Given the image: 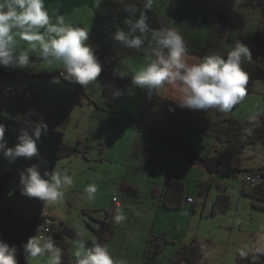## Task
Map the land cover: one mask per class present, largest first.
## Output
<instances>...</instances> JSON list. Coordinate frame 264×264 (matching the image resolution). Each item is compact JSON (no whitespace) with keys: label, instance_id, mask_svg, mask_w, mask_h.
I'll list each match as a JSON object with an SVG mask.
<instances>
[{"label":"crops","instance_id":"1","mask_svg":"<svg viewBox=\"0 0 264 264\" xmlns=\"http://www.w3.org/2000/svg\"><path fill=\"white\" fill-rule=\"evenodd\" d=\"M98 1L0 0V68L10 72L0 80V85L3 88V85H6L11 78L16 79V82L12 83L10 91L7 92L0 116L10 121L28 124V126L33 125L58 131L63 134L65 143L73 145L75 141H80L78 145L83 144L82 148H87V143L90 142L89 136L93 130L99 127L96 124L102 123L104 126L110 122L103 98L98 102L99 107L91 104L88 100H85L81 106H73L74 82L78 77V70L75 67H70V64L72 61L82 58L85 52ZM168 1L169 7L167 6ZM214 2L215 0H147L151 10L166 19L175 37L195 43H204L208 39L210 24L206 20H202L205 19L202 17L207 14V10L214 5ZM253 5L251 0L238 1L232 15V33L221 46L225 55L240 60H252L255 34L263 16L261 7ZM20 16L23 17L22 21H18ZM248 17L255 19H251L254 21L252 23L254 25L251 24ZM255 25L257 27L252 30ZM246 28H248L247 32ZM236 29L238 33H234ZM241 32H246V36ZM248 33L250 36H247ZM238 51H241L242 54ZM136 58L144 60L142 63L145 68L143 82L137 85L141 83V79L135 82L134 75L128 72L132 76L128 93L131 90L135 94L129 98H127L128 96L124 97L120 105L126 98L127 102L138 107L139 112L134 114L118 112L114 121L110 122L112 128L108 132L111 135L108 144L114 143L113 136L114 140H118L117 156L114 160L108 153L109 150L106 149L105 161L111 163L110 168L101 175L95 174V181L90 178L85 179L83 175L79 177L80 192L86 195L92 192L96 193L91 205L93 206L91 210L96 212L97 217L95 218H105V211L114 212L115 218H118L119 222L117 227L123 226L121 229L115 230V235L102 248L97 264H123L129 249L132 250L131 244L135 243V240L148 244L152 236H157L162 239L163 245V241L170 242L169 235L179 228V224L174 221L170 226H167L164 224L165 215L166 218L169 215L173 217V214L177 216L174 212L184 209L187 204H190L191 209L196 213L203 196L205 198L202 208L207 205L213 187H215L214 197L215 192V196L219 193H226L228 187L233 183V180L221 181L216 178L217 175L207 170L205 162L170 149L161 138L162 136L167 139H178L186 146L191 147L193 151L209 158L220 156L223 146H225L222 141L193 132L191 117L179 118L166 110L164 106L165 101L170 99V88L175 89L172 87L174 85L172 70L176 63L195 64L202 69L204 60L210 63L217 60L202 58L195 54L167 56L144 54ZM132 64L133 61L128 63L130 67ZM207 69L209 72H219L213 65ZM68 71L73 74L71 79L60 76L62 72ZM237 75L238 70H235L229 72L226 77L235 79ZM128 93L126 94L128 95ZM175 93L177 95L173 94L172 97L179 102H186L194 112L212 120L235 117L232 111L237 107L242 97H247L251 107L255 100L252 96L255 93L252 92L242 95L234 105L211 106L216 109L214 115L212 114L213 108L204 107L203 103L199 102L190 92L176 89ZM258 94L264 97V93ZM79 107L84 113L82 119L74 117V112ZM88 107L93 108L89 113L86 110ZM259 111L263 112L262 106H259ZM76 120L82 126L81 136L78 137L70 135L71 132H75L76 125H72ZM16 129L22 131L23 127H19L13 122H7L0 127V193L4 185L3 178H6V182L8 179L10 162L17 161L19 163L22 161L24 163V155L27 152L24 145L27 140L20 134H17L20 135L17 138L14 134ZM27 129L28 127H25L23 132ZM123 144H126V147ZM12 147L15 149L14 151H12ZM102 149L105 150L104 147ZM21 153L23 154L22 159L20 158ZM242 157L246 169H250L249 171L252 172L257 171L264 166V145L246 147ZM67 159H71L70 161L74 165L79 160L91 163L90 160L84 159L82 152ZM75 159L76 161H74ZM96 160L99 161V158ZM59 161L55 163L51 184L58 170ZM98 161L97 163L95 161V164H90L89 169L98 170L99 165L101 167L105 165L102 161L101 163ZM67 174L68 177H71L70 172ZM242 176L243 174L237 179L243 184ZM170 178H176L185 183L186 196L189 195L192 198L196 196L192 204L185 198L184 205L178 210L164 207L163 193L166 182ZM74 185V189L78 187L76 180ZM126 186L137 189L139 196H131L125 191ZM216 187L219 188V191ZM116 188L123 191L122 195L121 193L118 195L120 206L117 209L113 204V191ZM243 188L244 184L242 188H238L236 194L239 198H248L242 194ZM194 192L196 194L192 195ZM105 195L107 196L106 203H104ZM213 197L212 204L215 202V197L214 199ZM103 211L104 213H102ZM258 211L264 212L252 208L253 213L250 212V216L253 217L254 213ZM115 218L114 223L116 222ZM252 233L258 237L254 240V250H251L250 253L264 251V227L261 230L254 228ZM175 244L179 249L182 245L188 244V241L183 238L180 243ZM176 251L177 249L174 250L172 256ZM85 260L90 261L89 259Z\"/></svg>","mask_w":264,"mask_h":264},{"label":"trees","instance_id":"2","mask_svg":"<svg viewBox=\"0 0 264 264\" xmlns=\"http://www.w3.org/2000/svg\"><path fill=\"white\" fill-rule=\"evenodd\" d=\"M236 2L237 0H216L206 16L210 21L208 39L204 43H195L176 38L166 19L153 12L147 0H99L85 52L82 58L70 64V67L78 70V77L74 82L73 106H81L88 100L99 107L86 93L87 82L96 75L101 82L105 110L112 123L118 113L117 105L132 83L131 75L120 74L116 68L122 60L144 54H195L210 60H224L225 63L235 66L238 75L235 79H229L216 71H208L202 75L201 67L195 64L174 65L172 87L182 92H190L199 102L209 106L233 104L242 95L252 93L256 83L264 80L261 59L264 54V27L257 30L253 43L254 61L225 55L221 46L226 40ZM254 2L264 9V0ZM9 74L10 72L0 68V80ZM6 95L0 85V110ZM164 106L179 118L191 117L193 132L222 141L225 146L220 156L209 158L193 151L178 139L161 136L167 147L205 162L207 170L219 177L237 179L248 172L250 169H246L243 164L244 149L248 146L264 145V113L244 122L231 116L212 120L197 114L186 102H179L177 99H167ZM7 122L18 124L23 130L28 127L25 132L17 129L14 132L17 138L20 135L26 138L24 145L27 152L24 155V163L21 160L19 163L10 162L7 182L6 178H3L4 185L0 193V264H28L36 244L37 227L46 219L44 205L55 163L62 158L77 155L79 150L65 144L63 134L58 131L28 126L0 116V127ZM14 150L12 147V151ZM101 153L104 154L103 149ZM20 158H23L22 153ZM257 172L263 176L262 180L253 188L245 186L241 192L251 199L252 208L264 211V166ZM185 190L184 182L176 178L168 179L163 193L164 207L170 210L180 209L185 202ZM125 191L131 196H139V191L131 186H126ZM230 199L228 195L218 194L212 205V214L226 213ZM105 214L103 219L95 218L98 227L94 229L93 237L89 241L68 230L74 240L85 246L91 261H73L69 243L58 240L57 247L60 252L54 254L57 260L55 264H97L102 248L116 233L114 213L105 211ZM161 241L160 237L152 236L145 255H160L164 249ZM201 256V247L193 240L177 249L169 264H198ZM236 264H264V251L240 253Z\"/></svg>","mask_w":264,"mask_h":264},{"label":"rangeland","instance_id":"3","mask_svg":"<svg viewBox=\"0 0 264 264\" xmlns=\"http://www.w3.org/2000/svg\"><path fill=\"white\" fill-rule=\"evenodd\" d=\"M238 1L239 0H237L236 2L234 11L236 9ZM251 3L252 5L254 4L253 6L255 7H261V9L263 10L262 12L263 16L261 18V23L258 27V28H263L264 27V9L262 6L257 5L254 2V0H251ZM167 6L168 7L170 6L169 1L167 3ZM209 10H207V12ZM234 11H232V15ZM20 13H23V12H20ZM232 15H231V23L228 28V34L226 38H228L232 33V30H231V26L233 24ZM206 16L207 14L202 17L205 19H202L201 17L200 19L206 20L210 24V21L206 18ZM22 19L23 17L20 16V20L18 21H22ZM248 19L250 18L248 17ZM251 19L255 20L254 18H251ZM251 19L250 21L252 24L254 21H252ZM196 24H200V23L196 22ZM256 27L257 26L255 25V27H253L252 30H255ZM247 30L248 28H246V32ZM246 32H241V34L246 36ZM234 33H238L237 29L236 31H234ZM247 36H250V34L248 33ZM238 52L240 53L241 51H238ZM235 59H238V58H235ZM261 59H263L262 65L264 66V54L262 55ZM132 61H133V64H132V67H130L128 63H131ZM204 61L205 62L202 64L201 74H205L206 72H208L207 68L212 67V65L219 71V73L224 75V77H226V75L229 72L238 70L232 64L224 63L225 62L224 60L222 61L217 60L212 63L207 62V60H204ZM252 61L254 60L252 59ZM143 62L144 60L142 58H135V57L131 59L127 58L119 62L116 69L119 71L120 74L131 73L132 75H134L136 79L135 82L141 79L140 80L141 83L137 84L139 85V84H142L143 78L145 76V73H144L145 68L142 65ZM13 82H16V79L11 78V80H9V82L6 85H3L2 89L6 88L7 85L12 86ZM100 83L101 82L99 78L96 75H93L86 85V93H87L88 98L93 101L95 100L97 103L101 101L103 98ZM175 92H176V87L174 90L170 88V98L175 99L174 97H172L173 94L177 95L178 92L177 93ZM253 92L255 94H253L252 96H254L255 100L253 102L252 107L250 106V104H248L247 97H242L241 101L238 102L237 107L234 109V111H232V113L235 114V117L234 116L233 117L238 119V121L244 122V121L250 120L252 117L254 118L258 114L264 113V97L258 94V93H264V80H260L256 83ZM5 93L7 92L5 91ZM134 94L135 93L130 90L128 95L125 94L124 97L128 96L127 98H129L130 96H133ZM124 100L125 101L122 103V105L120 104L117 105V110L118 112H120V114H134V113L139 112L137 106H134V104H130L129 102H127L126 98ZM202 105L204 107L213 108L209 106V104H206V103H203ZM231 105H234V103ZM259 106L260 107L262 106L263 112L259 111ZM86 110L88 111L87 113H89L91 112V110H93V108L88 107ZM80 111H82L81 108L80 107L77 108V110H75L74 112V117L76 116L78 117V119H82L84 117L83 115L84 113L83 111L80 113ZM215 111L216 109L213 108L212 114L215 115ZM204 112L208 114L206 111ZM74 125H76L74 127L75 132H71L70 135H74L76 137H78L79 135L81 136V127H82L81 124L79 123V121L76 120V122H74L72 126ZM96 125H98L99 127L98 129L93 130V133L89 136L90 142L87 143L88 145L87 148H82L83 144L78 145L80 141H75L73 145H71V143L67 144L64 142L67 145L73 146V148H76L77 150H79V152L84 153V159L86 161L90 160L91 163L82 162L81 160H79V162H77L76 165H74L72 161H70L71 159H67L68 157L60 159L58 170L56 171L54 175L52 184L48 191V199L45 202V206H44V215L46 218L53 219L55 229L51 234L46 235L43 240L37 237L36 244L33 247L32 256L28 264H55L57 260H55L54 254L60 252V249L57 247L58 240L69 243V246H70L69 252L71 254L73 261H84L86 263L91 261L90 253L84 248L85 246L81 244L80 242L74 240L71 237V235L68 233L69 232L68 230L73 231V233H76L81 239L85 241H89L93 237L94 229L98 227V223L95 220V217H97L96 212L91 210L93 209V206H91L94 200L93 197H94V194L96 193L92 192L91 194L86 195L80 192L81 190H80L79 177L83 175L85 179L90 178L94 180L95 174L101 175V173H103L105 170L110 168L111 163L109 161L108 162L105 161V158L107 156L106 149L109 150L108 153L110 154L113 160L117 156L118 140H114V136H113L114 143L110 145L108 144L109 137L111 138V135H109L108 132L110 128H112L111 127L112 124L109 122L106 125L104 124V126L102 125V123L100 124L98 123ZM123 145L124 147H126V144H123ZM103 147L105 148V150L103 151L104 154L102 155L101 149ZM98 158H99V161L96 160ZM100 158H102L103 160H100ZM74 161H76V159ZM95 161L96 163L97 161L100 163L102 161L105 165L103 167L99 165L98 170L89 169V165L95 164ZM67 172H70L71 177L67 176L68 175ZM249 172L252 174L259 173L257 171H254V172L249 171ZM249 172H245L243 176H245V174ZM243 176L241 177V179L244 184V187L250 186L251 188L255 187L262 180V177H263L261 175L262 176L261 180L258 183L251 185L243 181ZM216 178L221 179V181L233 180L232 185L228 187V191L224 193L225 195H228L231 198L230 206L228 207V212L223 213V214L219 213L216 215L212 214L211 210H212L213 204H212L211 199L215 191V187H213V190L210 191V197L207 202V205H205L204 208H202V205L204 204L203 200L205 198V196H203V200L200 202V205L195 211L196 213H194V210L191 209V205L186 203L187 206L184 209L178 212L176 211L174 212L177 214V216L173 214V217L169 215L166 218V215H165L164 224H166L167 226H170L175 221L179 224V228L176 231H173V233H170L169 235L170 236L169 240H171L170 242L163 241L164 249L160 255H152V256L147 257L145 255V250L147 249L148 244L140 243L137 240H135V243L131 244L132 250L129 249V253L127 254V258L125 259V262L123 264H169V258L172 256L174 250L178 249L177 244L175 243H180L181 239L183 238H185L188 241V243H191L192 240H195V239L199 243L201 247L202 256L199 259L198 264H236L237 256L240 253L250 252L251 250H254L253 243L255 242L254 240L257 239L258 236L253 234L252 231L254 228H260V230L263 229L264 212L258 211L254 213L253 217L250 216V212L253 213L252 208H251L252 206L251 200L246 197L239 198L238 194H236V191L238 190V188L243 187V184L241 183V181L235 178L233 179L222 178L218 176H216ZM75 180L78 183V187L74 189ZM218 187L220 188V186ZM218 187L216 188L219 191ZM117 192L121 193V195L123 194V191L120 190L119 188H116L113 191L114 193L113 194V202H114L113 204H114V207H116V209L120 206L119 204L120 202L118 201L117 203L118 205H116L115 203L117 201L114 200V195ZM108 194L111 195V193H108ZM194 194H196V192L192 193V195ZM215 194H214V197L216 199L217 195L215 196ZM195 197L196 196L192 198L191 196L188 195L186 196L187 198L186 200L187 202L192 204L193 203L192 201ZM105 199L106 200L104 203H106L107 201L106 195H105ZM236 210L238 213L236 212ZM102 213H104V211ZM115 221H116L115 226H116V231H117L118 229H121V227L123 226L117 227V224L119 225L118 218H115ZM176 240L177 242H175ZM131 252H132V256L130 257ZM85 259H89L90 261H87Z\"/></svg>","mask_w":264,"mask_h":264},{"label":"built area","instance_id":"4","mask_svg":"<svg viewBox=\"0 0 264 264\" xmlns=\"http://www.w3.org/2000/svg\"><path fill=\"white\" fill-rule=\"evenodd\" d=\"M73 74H71L70 72H65V73H61L60 76L61 77H67V78H71ZM11 89V85H7L6 88H4L3 90L6 91V92H9ZM261 174L259 173H247L245 174V176H243V181L248 183V184H251V185H254L256 183H258L260 180H261ZM120 193H116L114 195V200H116L117 202L115 203L116 205H118V195ZM55 227H54V221L53 219L51 218H46L41 224H39V226L37 227V237L40 238L41 240L44 239V237L46 235H49L51 234L53 231H54Z\"/></svg>","mask_w":264,"mask_h":264}]
</instances>
